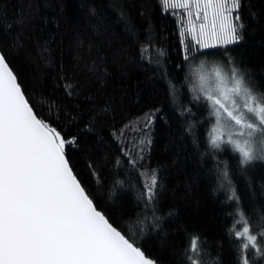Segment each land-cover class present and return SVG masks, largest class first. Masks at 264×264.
Returning a JSON list of instances; mask_svg holds the SVG:
<instances>
[{
	"label": "trees",
	"instance_id": "16d2710c",
	"mask_svg": "<svg viewBox=\"0 0 264 264\" xmlns=\"http://www.w3.org/2000/svg\"><path fill=\"white\" fill-rule=\"evenodd\" d=\"M188 11L162 0H0V52L38 118L75 138L66 158L99 210L126 232L147 214L140 246L148 258L188 264L198 237L205 264H239L229 230L238 208L254 233L264 228V161L241 165L230 145L212 147L215 116L196 98L193 68L235 66L264 94V0H240L242 39L207 50L182 35V21H201ZM152 169L158 195L145 208ZM248 258L264 264L255 249Z\"/></svg>",
	"mask_w": 264,
	"mask_h": 264
},
{
	"label": "snow or ice",
	"instance_id": "6c2138e0",
	"mask_svg": "<svg viewBox=\"0 0 264 264\" xmlns=\"http://www.w3.org/2000/svg\"><path fill=\"white\" fill-rule=\"evenodd\" d=\"M177 3L186 9L195 7L197 19L203 6L204 22L198 34L191 21L187 28L183 21L181 24L182 35L194 37L199 50L236 44L242 39L236 14L240 0H162L165 6ZM187 14L192 15L190 10ZM18 45L17 37L13 47ZM214 75L215 80L207 87L205 77H200L202 96L196 97L206 101L216 117L212 147L231 144L240 154L241 165L264 161V149L253 147L257 141L264 143V94L257 96L235 66L230 72L217 67ZM222 112L227 119L222 120ZM218 127L228 129L227 141L221 139L224 133L216 134ZM74 141L65 140L38 118L5 54L0 52V264H157L140 246L147 231L140 225L147 222V214L134 232L114 226L66 158V144ZM144 175L148 180L141 198L147 208L156 203L158 174L152 169ZM223 176L228 179L227 171ZM229 199H236L234 192ZM159 219L153 212V226ZM234 220L229 231H234L240 243L239 264H252L248 258L251 249L264 257V228L254 233L240 208ZM240 225L242 230H236ZM186 258L188 264H205L198 237L190 240Z\"/></svg>",
	"mask_w": 264,
	"mask_h": 264
},
{
	"label": "rangeland",
	"instance_id": "374dc122",
	"mask_svg": "<svg viewBox=\"0 0 264 264\" xmlns=\"http://www.w3.org/2000/svg\"><path fill=\"white\" fill-rule=\"evenodd\" d=\"M175 7L181 8L179 3L175 4ZM189 10L191 12H193L195 18H197V11L198 10L195 7L191 6V5L189 7ZM199 11H200V19H201V21L200 22L199 21L198 22H192V23H194L196 25V33L197 34L199 33V25L204 22L203 21V14H204L203 13V6H201V9ZM209 18L211 19V13L210 12H209ZM210 19H209V24H210ZM217 67H220L225 72H230V70L226 66H224L222 64H208L204 60H200L199 62H197L194 65L193 70H194L195 76L197 77V83L199 84V86L201 85V81H200V77L201 76L205 77L204 87H207L208 84H210L211 82H213L215 80L214 72H215V69ZM224 119H227V117H226V114H224L222 112V120H224ZM216 126H217V124H216V117H215V122H214L213 127H216ZM227 131H228V129H224V128H219L218 127L216 134L224 133L223 135H221V139L224 140V141H227L228 140ZM233 138L241 139V140L243 139L241 137H233ZM225 144H228V143H225ZM228 145H230L232 147L231 144H228ZM253 147L255 149H257V150L264 149V143H261V142L257 141L253 145ZM242 227H243V225H240V226H238V228L236 230H242Z\"/></svg>",
	"mask_w": 264,
	"mask_h": 264
}]
</instances>
